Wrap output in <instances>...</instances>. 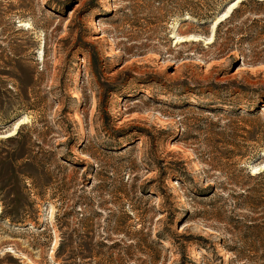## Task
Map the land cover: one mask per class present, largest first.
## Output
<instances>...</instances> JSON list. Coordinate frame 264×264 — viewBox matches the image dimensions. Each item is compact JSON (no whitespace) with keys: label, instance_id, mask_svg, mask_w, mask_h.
Masks as SVG:
<instances>
[{"label":"rangeland","instance_id":"obj_1","mask_svg":"<svg viewBox=\"0 0 264 264\" xmlns=\"http://www.w3.org/2000/svg\"><path fill=\"white\" fill-rule=\"evenodd\" d=\"M228 3L0 0V264H179L184 247L228 264L213 203L264 162L217 166L207 132L228 119L209 111H246L264 66L175 14Z\"/></svg>","mask_w":264,"mask_h":264},{"label":"trees","instance_id":"obj_2","mask_svg":"<svg viewBox=\"0 0 264 264\" xmlns=\"http://www.w3.org/2000/svg\"><path fill=\"white\" fill-rule=\"evenodd\" d=\"M226 1L230 2L232 0ZM67 11L69 10L66 9ZM213 12L210 9L199 11L181 9L175 14L181 16L188 13L201 25H205L208 24V21H212ZM222 30L225 31L222 32ZM217 44L221 46V54L234 51L239 53V56L235 58L237 59L236 66L242 63L252 68L264 66V0H244L240 2L229 16L217 25L212 45ZM244 51L248 54L242 55ZM248 90H252V88H248ZM245 91L246 89H242V92ZM254 92L251 91V93ZM255 96L256 99L253 100V105L249 106L243 113L209 111L211 114H220L228 119V123L224 126L214 125L207 132L216 145L211 151V155L217 166H225L222 164L223 161L236 156L240 158V162L243 160L256 163L264 162V156H259V152L264 146V137L258 139L259 134L264 131V119L258 116L264 104V93H260V95L257 93ZM232 119L235 121H231ZM241 122L248 125L250 129H246L245 126L238 127ZM227 179L233 181L232 176ZM243 180H245L243 183H233L235 191H229L222 187L220 190L223 195L218 196L213 203V205L220 204L216 220H221L220 223L227 226L226 231L234 245L233 247H227L224 245L223 239L219 241L224 251L231 256L228 259V264L235 262L264 264V171L255 175L246 173ZM229 203L233 208L230 215L226 211ZM243 210L248 211V217L236 213ZM174 232L177 233L176 229ZM179 235L186 238V232ZM169 241L174 245L171 239ZM185 241L189 242L190 239ZM240 242L251 243L253 247L244 249L238 246ZM183 250H185V247L180 249L183 259L179 264L188 263Z\"/></svg>","mask_w":264,"mask_h":264},{"label":"water","instance_id":"obj_3","mask_svg":"<svg viewBox=\"0 0 264 264\" xmlns=\"http://www.w3.org/2000/svg\"><path fill=\"white\" fill-rule=\"evenodd\" d=\"M243 1H244V0H243ZM236 2H238V0H232V1H230V2L224 7V9H223L220 13H218V14L216 15V17L210 22V23H211V31H212V35L214 34L217 25H218L220 22H222V21L224 20V19H222L223 16H224V14H226V13L228 12V15L225 17V18H227V17L229 16V14L231 13V11H232V10L229 11L230 7H231L232 5H234ZM240 2H242V1H240ZM252 166H253L252 164L249 165V171H250V173H251L252 175H254V174H258L259 172H262V171L264 170V165H262V166H260V167H258V168H253Z\"/></svg>","mask_w":264,"mask_h":264},{"label":"bare ground","instance_id":"obj_4","mask_svg":"<svg viewBox=\"0 0 264 264\" xmlns=\"http://www.w3.org/2000/svg\"><path fill=\"white\" fill-rule=\"evenodd\" d=\"M240 1H243V0H238V2H236L234 5H232V6L230 7L229 11L233 10L234 8H236L237 5L240 3ZM71 14H72V13H71ZM226 15H228V12H227L226 14H224V16H223L224 18H222V19H225ZM23 26H24V25H23ZM210 40H212V38L209 39V42H210ZM23 123H24V120H20V121H18V122L15 124V127H14V129H13V131L11 132L10 135H13V133L15 132V130H17L18 127L21 126ZM84 134H85V133H84L83 129L80 130L79 138L81 139V138L84 136ZM184 226L187 227L188 225L185 224ZM183 230H184V228H181L180 232H182ZM178 232H179V231H178Z\"/></svg>","mask_w":264,"mask_h":264}]
</instances>
